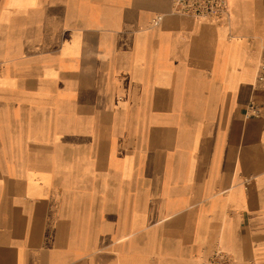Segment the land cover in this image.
I'll use <instances>...</instances> for the list:
<instances>
[{
	"label": "crops",
	"instance_id": "0c3cea01",
	"mask_svg": "<svg viewBox=\"0 0 264 264\" xmlns=\"http://www.w3.org/2000/svg\"><path fill=\"white\" fill-rule=\"evenodd\" d=\"M81 4L0 0V264H264V0H228L217 22L110 0L121 30ZM138 94L139 188L126 164L73 169L17 142L69 101Z\"/></svg>",
	"mask_w": 264,
	"mask_h": 264
},
{
	"label": "rangeland",
	"instance_id": "374dc122",
	"mask_svg": "<svg viewBox=\"0 0 264 264\" xmlns=\"http://www.w3.org/2000/svg\"><path fill=\"white\" fill-rule=\"evenodd\" d=\"M81 1L80 8L86 16L99 13L107 18L114 13L117 15L116 29H123L118 20L119 10L113 11L110 0ZM103 24L107 26L109 23L103 21ZM84 91L86 95L92 93L87 86ZM149 114L140 94L117 106L108 101H69L64 104L63 112L59 109L54 111L53 117L32 120L28 127L32 132H21L17 142L32 140L37 144L34 151L38 155L57 162L60 158L67 159L73 169L81 163H110L117 168L126 164L129 173H133V188L136 189L144 185L141 181V175L144 176V128L153 119ZM133 200L144 205V196Z\"/></svg>",
	"mask_w": 264,
	"mask_h": 264
},
{
	"label": "built area",
	"instance_id": "2783aa9c",
	"mask_svg": "<svg viewBox=\"0 0 264 264\" xmlns=\"http://www.w3.org/2000/svg\"><path fill=\"white\" fill-rule=\"evenodd\" d=\"M228 12V0H171V13L191 15L204 21L217 22L226 18ZM160 19L161 14H155L151 24H158ZM258 74L264 76V61L259 63ZM208 264H233V259L228 253L215 250Z\"/></svg>",
	"mask_w": 264,
	"mask_h": 264
}]
</instances>
